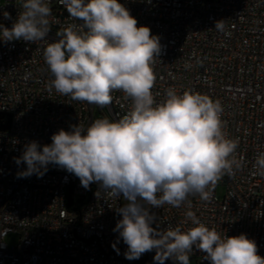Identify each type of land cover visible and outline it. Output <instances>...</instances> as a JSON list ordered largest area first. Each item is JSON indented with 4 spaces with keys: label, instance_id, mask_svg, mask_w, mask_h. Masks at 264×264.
I'll list each match as a JSON object with an SVG mask.
<instances>
[{
    "label": "built area",
    "instance_id": "built-area-1",
    "mask_svg": "<svg viewBox=\"0 0 264 264\" xmlns=\"http://www.w3.org/2000/svg\"><path fill=\"white\" fill-rule=\"evenodd\" d=\"M138 26L160 37L162 53L155 60L152 94L159 103L171 88L191 89L219 100L223 131L238 141L234 158L240 164L212 188L209 200L190 195L180 206H148L158 231L194 227L192 212L221 237L246 234L264 257V175L254 168L264 152V0H119ZM51 30L36 43L0 41V264H157L155 250L128 260L127 245L113 229L122 219L117 212L123 198H114L92 183L81 186L74 174L48 165L40 178H17L27 165H16L26 144L51 143V136L71 125L85 128L96 119L118 120L132 108L123 92L100 108L73 101L49 89L51 75L43 50L59 39L68 25L80 29L58 0H47ZM21 0H0V24L11 28ZM4 12L10 14L6 19ZM222 21L224 30L215 29ZM225 187L224 199L218 198ZM18 234L11 246L7 238ZM115 244V248L113 245ZM119 250V253L117 250ZM190 261L210 264L206 253L193 246ZM164 264H177L168 259Z\"/></svg>",
    "mask_w": 264,
    "mask_h": 264
},
{
    "label": "clouds",
    "instance_id": "clouds-1",
    "mask_svg": "<svg viewBox=\"0 0 264 264\" xmlns=\"http://www.w3.org/2000/svg\"><path fill=\"white\" fill-rule=\"evenodd\" d=\"M68 15L81 21L57 31L43 59L51 75L49 89L73 101L100 108L113 103L121 91L132 108L118 120L96 119L87 128L71 125L58 130L51 143L25 145L16 165L26 169L17 178L42 177L53 164L79 178L88 189L92 183L126 203L114 232L127 245L128 260L155 250L154 261L190 264L193 246L206 253L210 264H264L254 240L246 234L224 236L188 212L194 227L158 231L148 206L180 207L190 195L207 201L212 188L240 164L234 158L238 141L226 137L223 107L219 100L191 89L177 93L169 88L157 103L152 94L156 80L153 65L162 53L158 35L137 19L119 0H58ZM150 2V0H149ZM21 11L11 28L0 24V41L38 43L51 30L47 0H21ZM10 19L8 12L3 13ZM215 29L224 30L222 21ZM254 168L264 175V152ZM115 248V244L113 245ZM119 253V250L116 249Z\"/></svg>",
    "mask_w": 264,
    "mask_h": 264
},
{
    "label": "rangeland",
    "instance_id": "rangeland-1",
    "mask_svg": "<svg viewBox=\"0 0 264 264\" xmlns=\"http://www.w3.org/2000/svg\"><path fill=\"white\" fill-rule=\"evenodd\" d=\"M224 196H225V187L219 186V188H218V198L220 200H222V199H224ZM124 203H126V201H123V205H124ZM7 242L11 246H16L20 242V236L18 234H11V235L8 236ZM190 264H195V262L194 261H190Z\"/></svg>",
    "mask_w": 264,
    "mask_h": 264
}]
</instances>
